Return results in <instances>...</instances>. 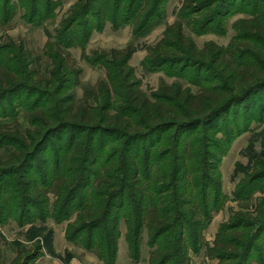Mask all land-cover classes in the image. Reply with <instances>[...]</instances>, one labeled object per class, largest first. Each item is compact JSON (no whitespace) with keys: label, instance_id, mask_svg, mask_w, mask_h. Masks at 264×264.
I'll list each match as a JSON object with an SVG mask.
<instances>
[{"label":"rangeland","instance_id":"rangeland-1","mask_svg":"<svg viewBox=\"0 0 264 264\" xmlns=\"http://www.w3.org/2000/svg\"><path fill=\"white\" fill-rule=\"evenodd\" d=\"M14 1L15 10L0 32V61L10 57L14 62L9 61V65L21 69L18 45L24 43L32 55L31 60H34L29 70L37 71L35 81L49 83L41 85L25 80L18 93L8 94L0 102V264H106L100 256L108 259L110 254L97 241L102 228L94 232L92 244L87 233L74 234L80 198L74 200L70 212L62 214L54 193L39 196L31 187H37L40 192L50 188L55 177L65 173L63 161L68 153H75L77 149L81 152L73 175L76 181L80 180L81 186L86 183L83 170L89 166H92L91 171H95L118 163L119 172L111 173L124 176L122 166L126 165L124 155L128 148L130 152L140 150L141 157L150 149L153 157H164L163 162L168 159L174 161L179 129L170 127L164 132H147L144 135L146 140L139 137L137 141L133 138L134 142L127 143L128 139L113 133L111 127L97 130L100 124L88 119L89 113L80 114L87 122L80 120L78 124H72L65 121L67 113L62 112L60 99L74 96L75 111L89 105L96 108L93 110L96 113L110 97L112 105L107 112L116 115L117 109L122 107L130 131L137 130L140 134L149 131L144 125H132L130 122L134 123L138 116L127 102L126 72L119 67V55L115 54V51L133 47L135 52L129 65L134 68L136 79L141 81V90L153 101L162 100L165 110L173 107L177 111L167 113L150 125L157 127L163 121L187 122L188 118L177 116L180 108L175 103L182 102L172 95L175 92L197 95L203 86L228 87L235 74L244 68L251 71L254 70L251 67H256L253 77H257L261 68L258 77H264V0H236L232 9L230 7L229 11L226 10L209 24L208 14L213 13L217 4L211 9L199 10L201 6L197 3L185 8L186 0H164L160 11L141 32H136L129 22L120 20L115 24L108 20L104 28L92 31L86 43L87 58L83 57L80 46L69 49L68 63L74 65L75 72H80L77 75L66 69L59 70L46 53V44L49 34L56 40L79 0H52L51 5L43 0L35 22L26 18V5L19 3L20 0ZM128 3L129 0H125L120 15L123 19L129 15ZM86 19L88 17L82 16L75 25L76 29H81ZM177 21H182L184 34L193 39L197 48L206 52L204 58H195L190 63L172 62L159 66L146 63L151 61L148 60L151 55L149 48L157 45L166 28ZM215 51H222L219 59ZM110 58L116 61L110 71L103 62L94 61ZM105 82L109 83L110 92L102 88L106 86ZM167 94L171 99L162 98ZM78 114L73 113V116ZM199 115L194 118L201 119ZM116 122L110 123V126L122 125L120 120ZM194 125L184 128L179 147L186 144L188 150L196 148L198 153L187 164L192 172L185 180L190 185L197 179L200 183L197 190L202 191L205 182H216L219 175L222 193L203 230L199 250L188 246V264H235L233 260L221 262L208 249L214 246L218 235L228 237L234 231L243 229L238 227L241 223H258V219L264 216V87L237 100L211 124ZM87 127L90 129L86 130ZM231 136L229 144L227 141ZM88 146L94 149L93 156L89 158L88 152L84 156ZM95 173L90 180L91 185L84 192L79 190V193H86L87 205L92 203L90 197L96 195L92 186L101 176V173ZM70 179L64 184H70ZM171 181L168 184L172 185V190L166 196L174 195V190L184 185L183 181ZM28 183H31L30 187ZM188 187L193 189L191 185ZM128 194L129 190L126 197ZM263 221L264 217L261 219L264 225ZM234 225H237L236 230L232 228ZM254 226L247 231L252 233L259 224ZM119 228L121 236L123 230L126 238L125 264H151L153 252L158 250L157 245L152 247L149 240L146 243L142 240L140 255L135 259L127 240L128 225L124 213L120 217ZM119 244L115 264L122 255ZM257 245L263 250L260 255L253 253L248 264L264 262V233Z\"/></svg>","mask_w":264,"mask_h":264},{"label":"trees","instance_id":"trees-1","mask_svg":"<svg viewBox=\"0 0 264 264\" xmlns=\"http://www.w3.org/2000/svg\"><path fill=\"white\" fill-rule=\"evenodd\" d=\"M51 1L46 0V3L51 5ZM163 1L129 0L128 8L126 7L127 14L129 15L123 19L120 15H122L125 0H79L74 5L70 18L63 24L62 30L59 31L60 33H58L59 35H57L56 40L53 39L52 35H48L49 41L46 44V53L53 60V64L56 67L58 66L59 70L66 69L73 73L76 69L74 65H69L68 63L69 49L71 47L80 46L83 51V57L87 58L86 43L92 31L104 28L108 20H112L115 24H118L120 20L129 22L133 24L136 32H141L149 26L151 18L156 16L160 11ZM42 2L43 0L19 1V3H23V6L26 5L27 12L25 16L29 20H32V22H35L34 18L40 14ZM235 2L236 0H186L185 8H191L193 4L197 3L198 6H201L199 10H204L206 8L211 9L217 4V7L213 9V13L208 14L207 24H209L210 22H214L226 10L229 11L230 7L232 9V5ZM14 10V0H0V32L6 27V22ZM82 16L88 17V19L82 23L83 27L81 29H76L75 25ZM18 51L19 61L20 59L22 61L21 69L9 65V61L14 62L10 57L0 61V102L8 94L15 95L18 93L23 88L25 80H29L30 83L35 81L34 75H37V71L29 70V67L34 62L33 59L31 60L32 55L26 49L24 43L18 45ZM149 51L151 55L148 60L151 61L146 63L152 66L172 62L180 63L187 61L190 63L195 58L199 60L204 58L206 54L204 50L197 48L190 36L184 34L182 21L169 25L161 41L154 47H150ZM134 52L135 49L129 47L122 51H115V54L119 55V67L126 72L125 74L122 71L125 74V84H127L126 90L129 97L127 102L135 109L134 112L138 116V119L134 123H132V120L130 122L132 125H144L149 131L142 134L137 130L130 131V124L125 123L126 115L122 107L117 109L116 115H111L107 112L112 105L110 97L107 98L105 105H102L96 113L93 111L96 108L89 105H85V107L75 111L74 96L63 97L60 99L59 104L63 107L61 109L62 112L67 113L65 121L78 124V121L84 118V115L82 114L81 116L80 114L89 113L88 119L97 121L100 124L96 128L97 130L111 127L113 133H117L125 138V140L128 139L127 143L134 142L133 138L137 141L139 137L142 140H146L147 138L144 135L147 132L151 133L155 130H159L155 132H160V130L164 132L170 127L176 128V130L179 129V135L177 136L178 144L176 146L177 153L173 157L174 161L168 159L163 162L162 158L164 157H153L150 154V149H147L143 155L144 157H141L140 150L130 152V148H128L127 152H125L126 155H124L126 156V165L122 166V170H124L122 174H125L124 176H114L111 173L119 172L118 163L106 165L95 171H91L93 170L92 166H89L88 169L84 168L83 170V173L86 175V183H83L81 186L79 184L80 180L76 181L73 175L75 167L79 163L77 157L81 152V149H77L75 153H72V151V154L68 153L63 161L65 173L56 176L50 188H46L43 192H40L41 190L32 186L31 190L34 189L37 195L44 197L48 193H54L59 200L58 203L61 205L59 206V212L62 214L70 212L72 203L79 197L78 207L80 211L77 212V219L73 226L74 234L78 236L81 233H87L89 243L92 244L95 237L94 232L96 229L102 228L97 241H99L101 248L110 254L108 259L104 255L100 256L99 254L106 264L116 263L118 244L121 237L119 223L123 213L128 225L127 240L135 259H138L140 255L143 233L147 229L150 246L154 247L157 245L158 248L157 251L153 252L151 264H171L173 261L176 264H188V246H192L196 251L199 250L198 246L200 247L203 230L207 227L214 211L213 207L218 202L222 192L219 175L216 182H205V188L202 191L197 190L200 185L197 179H194L192 184H190L193 188L192 190L188 187L190 185L185 178L192 171L187 164L196 158L198 153L196 152V148L193 151L188 150L186 144L179 148L184 128H189V126H193L194 124L198 126L211 124L237 100H242L254 90L264 87V77L260 79L258 77L261 68L258 69L257 77H253L256 74V67H251V69L254 68L251 71L248 68H244L241 72L235 74L233 82L228 87L203 86L197 95L191 93L182 94L181 91V93L179 91L175 92L172 95L177 98L178 102H182V104L175 103L180 108V113L177 116L179 118L182 115V118H188V121L184 123L163 121L160 124L158 123L159 125L157 124L156 127L151 126L150 123L154 121L155 124L167 113H175L176 110L173 107H168L170 108L168 109L169 111L165 110L162 100L157 99V101H153L141 90V81L136 79L134 68L129 65ZM215 52L218 53L216 56L219 59L221 56L219 54L222 51ZM179 54L183 55L179 56ZM94 61L103 62L109 71L116 65V61L113 58L107 61L105 59H102V61L94 59ZM77 73L79 74L80 72H75V75ZM35 82L42 85L46 81H42L43 83L41 80ZM79 82L78 79L77 85L80 84ZM46 83L48 84L49 82ZM105 84L106 86L102 88L110 92L109 83L105 82ZM162 98L171 99V96L167 94L163 95ZM103 106L105 107L103 108ZM73 113L79 114L73 116ZM197 114H201L199 115L201 119L194 118ZM123 119L124 121H122ZM118 120L121 121L120 124L122 125L110 126V123L117 124L116 121ZM83 122L87 121L83 120ZM124 126L126 128L123 129L122 127ZM88 128L86 130L90 129ZM120 130L125 132V134ZM232 138L233 136L227 141L229 144ZM87 152L90 154L88 158L92 157L94 149L88 146L87 151L84 152V156ZM221 155H224V153ZM175 161L178 163L175 164ZM91 164L95 165L93 162ZM95 172L101 173V176L92 186L96 195L90 197L92 203H88L87 205L86 193H79V190L84 192L85 188L91 185L90 180L96 174ZM68 178H71V185L64 184ZM172 179H176L180 183L183 181L184 185L177 190L173 189L175 191L174 195L166 196L165 194L172 190V185L168 184L169 181L172 182ZM28 184L30 187L31 183ZM128 190L129 194L126 197ZM262 218L258 219V223H254L259 224V227L255 231H252V233L247 230L254 228V224L242 225L243 223H241L238 227L243 229L236 230L237 225H234L235 227L232 228L236 231L231 233L230 236L222 237L218 235L214 241V246L208 249L211 255L219 257L221 262L233 260L236 262L235 264H248L249 257L253 253L260 255L263 250V248H259L257 245V242L261 239V235L264 233V225L261 223ZM219 239L222 240L220 241ZM261 264H264V262H261Z\"/></svg>","mask_w":264,"mask_h":264},{"label":"crops","instance_id":"crops-1","mask_svg":"<svg viewBox=\"0 0 264 264\" xmlns=\"http://www.w3.org/2000/svg\"><path fill=\"white\" fill-rule=\"evenodd\" d=\"M125 233H123V230H122V236L120 238V241H119V245H120V250H121V253L122 255L119 257V261L117 262L118 264H125V255H126V238L124 236ZM149 240V233H148V230L145 229L144 230V233H143V241L144 243H146L147 241ZM120 260H121V263H120Z\"/></svg>","mask_w":264,"mask_h":264}]
</instances>
